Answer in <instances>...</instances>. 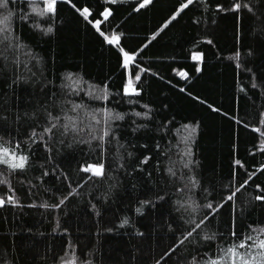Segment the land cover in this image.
I'll return each instance as SVG.
<instances>
[{
    "label": "trees",
    "instance_id": "trees-1",
    "mask_svg": "<svg viewBox=\"0 0 264 264\" xmlns=\"http://www.w3.org/2000/svg\"><path fill=\"white\" fill-rule=\"evenodd\" d=\"M141 3L0 9L13 14L0 145L28 158L23 169L0 163V264H203L264 229V0ZM129 78L138 95L124 94ZM73 105L84 106L82 132L63 127ZM100 109L123 119L96 125L86 112ZM101 163V176L83 171Z\"/></svg>",
    "mask_w": 264,
    "mask_h": 264
},
{
    "label": "snow or ice",
    "instance_id": "snow-or-ice-1",
    "mask_svg": "<svg viewBox=\"0 0 264 264\" xmlns=\"http://www.w3.org/2000/svg\"><path fill=\"white\" fill-rule=\"evenodd\" d=\"M9 0H0V9H6L8 5ZM58 0H44V8L43 9H38L36 6L32 7L33 12H38L39 15L43 16L46 14L53 13L55 11V6L57 4ZM116 0H113V3H115ZM151 3V0H143V3L140 4V7L143 8L146 5ZM193 3V0H187V3L183 5L184 8H187L190 4ZM242 7H246V5H242L241 3H235L234 7L232 10L234 11H239ZM85 18L89 15L88 9L85 8L83 9L82 13ZM12 13L8 12L6 15L0 13V45H3L5 41H8L7 47H12L11 43V17ZM104 19L107 20L108 16L110 15V12H105L104 14ZM175 19V16L173 17ZM101 21H96V27L97 30H99ZM48 32L52 31V28L49 27L47 29ZM103 35V33H101ZM105 39L108 40L109 44H118L120 37L113 35L110 39L105 37ZM123 51V49H121ZM239 57V53H237V58ZM201 57L200 56H195L193 59L199 60ZM134 60V57L129 55L127 52L124 53V60H123V65L125 68H127L130 64L131 61ZM180 75L184 76L186 75L185 73H181ZM71 78V77H70ZM140 76L136 75L135 80H140ZM77 83H79L77 81ZM124 94L128 96H133V95H138L139 93L137 92V89L135 87L134 81L129 78L127 80V83L124 87ZM95 99H107V92L103 93L101 96H93ZM83 105H73L72 107V112L77 113L75 116H67L66 120L67 123L63 125L65 131H68L69 129L77 132H82L83 129L79 128L77 126V121L81 119L78 109H83ZM100 118H97V115L94 113H88L86 112V116L90 118L91 121H94L96 125H100L101 123L107 125L110 123L112 119H123L122 115H113L111 110L108 109H100L98 110ZM139 115V113H137ZM53 120H59V117H53ZM264 123V121H262ZM57 125L55 123L52 124V128H55ZM90 131L94 132L95 129L92 127L91 124L88 125ZM52 128H47L45 129L46 132H51ZM186 128H190V131L188 133V136L185 137V141L187 142L188 138L191 136L192 133L196 131L194 127L186 126ZM259 131V129H257ZM110 128H107L103 131L102 135L100 136H95L93 135L91 138L92 139H99L101 142L104 141V138L109 135ZM10 154V150L7 147H3L0 145V163L8 165L11 169L16 170V169H23L25 167L27 157L26 156H16L15 151L12 150L11 156L12 159H9L8 156ZM187 154V153H186ZM13 161H18V162H13ZM239 163V161H237ZM187 167V164L185 165ZM85 172H91L95 176H101L104 174V165L101 163L99 165L95 164H90L87 167L83 169ZM172 170L169 169V172ZM174 174V173H173ZM2 182V181H0ZM247 183V181H245ZM195 186V184H193ZM240 187H243L241 185ZM237 192L240 191V188L238 187L236 189ZM236 193H232L228 197L229 200H232L234 198ZM257 199H264V197H257ZM8 202L13 203L14 200L12 199L11 196L8 197ZM5 203L3 198H0V205H3ZM208 208L212 209L213 206L211 204L207 205ZM207 217L204 218L206 220ZM204 220H201L199 223L195 225L193 228V231H195L197 228H200L201 224L204 223ZM264 234V229H261L259 233H257L256 236L252 235H247L244 236L239 242L233 243L230 247L221 249V252L223 253L222 256L218 257L217 259H209L206 261H203V264H264V238H261V235ZM189 236L192 235V232L188 233ZM233 236L236 235L235 232L232 233ZM205 239H214V236H205ZM251 241V243H249ZM244 251H241V250Z\"/></svg>",
    "mask_w": 264,
    "mask_h": 264
},
{
    "label": "rangeland",
    "instance_id": "rangeland-1",
    "mask_svg": "<svg viewBox=\"0 0 264 264\" xmlns=\"http://www.w3.org/2000/svg\"><path fill=\"white\" fill-rule=\"evenodd\" d=\"M63 264H73L71 261L64 262Z\"/></svg>",
    "mask_w": 264,
    "mask_h": 264
},
{
    "label": "water",
    "instance_id": "water-1",
    "mask_svg": "<svg viewBox=\"0 0 264 264\" xmlns=\"http://www.w3.org/2000/svg\"><path fill=\"white\" fill-rule=\"evenodd\" d=\"M89 12V11H88Z\"/></svg>",
    "mask_w": 264,
    "mask_h": 264
}]
</instances>
